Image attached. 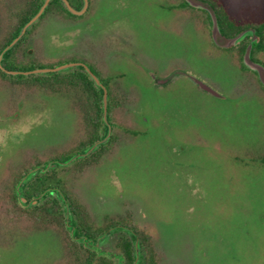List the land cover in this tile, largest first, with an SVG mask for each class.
<instances>
[{
  "label": "rangeland",
  "instance_id": "1",
  "mask_svg": "<svg viewBox=\"0 0 264 264\" xmlns=\"http://www.w3.org/2000/svg\"><path fill=\"white\" fill-rule=\"evenodd\" d=\"M26 1L0 0L3 42ZM179 1L88 0L76 17L52 6L21 37L16 64L81 62L108 80L116 104L107 111L110 132L98 159L82 163L101 145L53 167L93 225L135 226L149 235L159 264H264V87L237 58L251 36L219 47L211 24L203 27L190 8H174ZM221 2L239 22L264 14V0ZM254 55L264 62L263 52ZM50 73L25 75L27 83L0 77V264H69L68 237L81 252L123 264L115 243L123 233L135 246L121 227L129 226H109L90 241L77 234L63 202L61 222L33 212L48 194L32 205L12 200L29 171L47 167L93 130L89 93L35 81ZM106 132L101 120L99 134ZM136 254L142 261L140 244Z\"/></svg>",
  "mask_w": 264,
  "mask_h": 264
},
{
  "label": "trees",
  "instance_id": "2",
  "mask_svg": "<svg viewBox=\"0 0 264 264\" xmlns=\"http://www.w3.org/2000/svg\"><path fill=\"white\" fill-rule=\"evenodd\" d=\"M43 0H27L25 3H23L19 8L14 12V18L17 22V25L14 27L12 34L10 37L6 40L5 44L9 42V40L16 36L20 27L32 16L34 15L37 10L39 9L40 5L42 4ZM69 3L75 7L80 8L81 7V1L80 0H68ZM208 2L214 9L217 22L219 25V29L221 33L225 36H234L240 31L246 29V28H254L257 40L253 43L252 49H251V58L255 61H259L264 64V62L256 57L254 54L256 52H263L264 53V14L258 22H239L237 21L233 16H231L228 11L226 10V7L221 2V0H204ZM52 6H57L59 10L63 13H66L69 16L76 17V15L70 13L62 4L60 0H51L47 7L45 8V12H47ZM180 8H190L191 10L195 11V16L203 22V27H208L210 25V19L205 10L194 8L188 4L184 0H180L177 4ZM198 12L201 13V15H196ZM208 30V28H207ZM209 31V30H208ZM24 38V37H23ZM23 38L19 39L16 45L18 46L22 41ZM247 42L243 40L239 47L237 48V58L239 61V64L242 69L250 71L248 68H246L242 62H241V56L242 53L245 50V47L247 45ZM224 50V49H223ZM12 54V48L9 49L4 59H2L5 68H7V65L5 63L6 60L9 61V63L13 64V61L11 62L9 60V56ZM34 62H29L26 65L21 64L14 66H10L11 69H18V70H28L34 67H38L41 65H38ZM88 67L91 69L93 73H95L97 76H99L101 82L103 85L107 88L109 103H108V112L111 111V108L116 104L115 98L112 95V91L110 89V85L108 83L107 79H104L99 72L92 66L88 65ZM78 69L70 71L69 73H61V72H51L50 76H35V81L37 82H48L49 88L54 91L58 90L61 87H65L66 90H74L77 86L82 87L85 89L90 97L91 100L94 103V115L90 117L88 120H92V126L93 130L89 132L88 138L83 139L79 141V143L71 148H69L66 151H63L59 154V156L56 157L59 161H64L67 158L71 156V153L78 152L83 150L89 145H92L97 140L101 138V135L99 134V128L101 127V120H102V107H101V99L103 91L101 87L96 88L93 80L89 77V75L86 73L84 69H82L81 66L77 67ZM251 72L255 74L254 71L251 70ZM5 75L4 73H2ZM10 78L13 76H9ZM27 78L24 74H17L16 77L13 79L17 83H27ZM258 80V79H257ZM259 85L262 87V85L259 83ZM108 120H110V115L108 117ZM106 128V127H105ZM104 149V146L101 145L98 150L92 152L89 157L85 158L82 163H92L95 160L98 159L100 153ZM260 162L264 165V153L258 156ZM77 166L79 163H81L80 160L74 162ZM56 190L63 194L64 198L67 200L69 205V210L71 214L73 215L75 219V225H76V231L77 234L79 232L82 233L83 236H86L87 239L94 240L98 237V234L104 231L103 229H108L110 227H114L117 224L127 225L129 228H133L136 236L134 237L139 241V244L141 246V249L145 252V255L143 254L142 261L138 262V264H159L158 262V256L152 246L149 243V235L145 232L139 230L135 226L132 227L131 224H126V222L118 221L117 224H111L107 226V228H103L102 226H95L91 222L88 212L85 209V207L74 197L73 194L69 192L64 186L62 178L58 175V170L54 168H50L49 170L43 171V172H36L33 176H31L29 179H27L24 184L21 185L22 194L26 197L27 200H31L32 198H35L36 196L48 192L50 190ZM48 196L44 199V201L39 204L35 205L33 212L36 213V215L41 218L43 216H49V217H57L58 220L61 222L62 219L61 213L62 208L60 206V202H62L60 194L51 195L49 192L46 193ZM12 200L17 205V194L16 192H12ZM38 218V219H39ZM42 225H47L46 222H41ZM68 244H69V264H112V260L110 258H107L105 255H99L94 250L83 248V252H81V246L74 242L70 237H68ZM79 245V246H78ZM116 249L120 252L122 258H123V264H135V249L132 245V240L124 235L123 233L120 234L118 240L115 243Z\"/></svg>",
  "mask_w": 264,
  "mask_h": 264
},
{
  "label": "water",
  "instance_id": "3",
  "mask_svg": "<svg viewBox=\"0 0 264 264\" xmlns=\"http://www.w3.org/2000/svg\"><path fill=\"white\" fill-rule=\"evenodd\" d=\"M51 0H43L42 4L40 5L39 9L37 10V12L32 15L19 29L18 33L16 36H14L12 38V40L3 48V50L0 53V68L3 69L4 71H6L7 73L13 74V75H17V74H24V75H28L30 73H48V72H57V71H62L65 70L73 65L77 66L80 63L77 62H72V63H62L59 65H56L54 67H36L33 68L31 70H6L5 68H3L2 64V58L3 55L6 51H8L9 49H11L13 47V45H15L19 39H21V37L24 35L25 31L28 29V27L31 26V24L33 22H35L39 16L44 12L45 8L47 7L48 3ZM63 4V6L72 14H76V15H81L82 13L85 12L87 4H88V0H82L81 3V7L80 8H75L73 7L68 0H60ZM186 2V4L195 7V8H200V9H204L210 19V24H211V28H210V35L212 38V41L215 45L222 47V48H227L230 47L234 44H236L237 42H239L241 39H243L246 35H250L251 38L248 41L244 53H243V57H242V64L254 71L257 75V78L259 80V82L261 83V85L264 87V65L259 62V61H255L251 58V49H252V45L253 43L257 40V35L255 32L254 28H246L242 31H240L239 33H237L234 36H225L221 33L220 29H219V25L217 22V18H216V14L215 11L213 9V7L206 1L204 0H184ZM84 65V70L87 72V74L89 75V77L93 80L94 84L98 87H101L103 94H102V120L104 123V126L106 127V134L101 136V138L99 140H97L95 143H93L92 145H90L89 147H86L85 149L82 150V152L79 153H75L73 155H71L69 158H67L64 161H59V160H55L52 163H48L47 167L49 168H53L55 165H65L68 162H71L75 159H77L78 157H82L86 154L89 153V151L97 148L98 146L104 144L109 136V132H110V124L107 122L108 120V115H107V111H108V104H107V97H108V93H107V88L103 85V83L101 82L99 76H97L95 73H93L91 71V69L85 65ZM191 79L193 80V82L197 83L199 85V87H201L203 90L208 91L210 93H212L213 95L217 96L218 93L211 88L210 86H208L207 84H205L204 82H202L201 80L195 78V77H191ZM165 80H161V82H164ZM47 167L44 168H36L34 170L29 171L25 177H23V179L21 180L20 184L17 187V199L18 202L20 204L23 205H32V204H36L42 197L46 196V193H50L51 195H56V194H60L61 200L62 202L65 204L64 205V210L65 212H67L68 214L71 213L69 210V205L66 202V199L64 198L63 194H61L60 192L54 190H50L48 192H44L38 196H36L35 198H32L31 200H27L26 197L20 192V188L21 185L24 184V182L29 179L31 176H33L36 172H43L45 171V169ZM123 227V229L125 231H128L130 233L131 238H133V240H135V246L134 249L136 251V247L139 245V241L137 239H135L134 237L136 236L133 228H129L126 226H121ZM75 233V230H73L72 234ZM84 239H87L86 236H83ZM90 240V239H89ZM95 240V239H94ZM94 240H90V241H94ZM136 254V253H135ZM135 264H138V260H137V254L135 255Z\"/></svg>",
  "mask_w": 264,
  "mask_h": 264
},
{
  "label": "flooded vegetation",
  "instance_id": "4",
  "mask_svg": "<svg viewBox=\"0 0 264 264\" xmlns=\"http://www.w3.org/2000/svg\"><path fill=\"white\" fill-rule=\"evenodd\" d=\"M178 4V3H177ZM177 4H175V6H173L174 8L175 7H178L177 6ZM71 13V12H70ZM74 15H76V14H74ZM1 18V17H0ZM12 32H13V30L10 32V33H8V35H7V37L9 38L10 37V35L12 34ZM3 37H4V27H3V21L0 19V43H1V46H0V53H1V51L3 50V48L12 40V38L9 40V42H7L6 44H5V42H3ZM7 38V39H8ZM17 45H15V46H13L12 47V54L8 57L9 58V60L12 62L13 61V63H14V65L16 64V59H15V57H16V55H17ZM7 52V51H6ZM6 52L4 53V55H3V58L2 59H4V56H5V54H6ZM70 60V59H69ZM3 62V61H2ZM5 63H6V65H7V68H5V66H3V68H5L6 70H16V69H11L10 68V66H14L12 63L10 64L9 63V61L8 60H6L5 61ZM70 63H72V62H70ZM77 63H80V64H78L77 65V67L78 66H81L82 67V69H84V63H81V62H77ZM3 65H4V63H3ZM38 67H41V66H38ZM31 69H33V68H31ZM31 69H28V70H31ZM23 71H26V70H23ZM2 73H4L5 75H3ZM87 73V72H86ZM21 74V73H20ZM4 76H12V74H10V73H7L6 71H4L3 69H1L0 68V77L2 78V77H4ZM199 86V85H198ZM202 89V88H201ZM205 91V90H204ZM208 92V91H207ZM210 93V92H209ZM212 94V93H211ZM215 96V95H214ZM217 96H219V94L217 95ZM216 96V97H217ZM79 234H82L81 232H79Z\"/></svg>",
  "mask_w": 264,
  "mask_h": 264
}]
</instances>
